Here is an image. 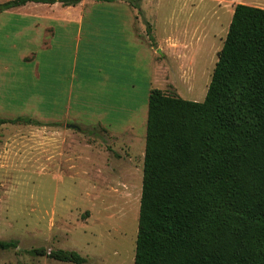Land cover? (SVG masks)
Returning a JSON list of instances; mask_svg holds the SVG:
<instances>
[{"label":"rangeland","instance_id":"374dc122","mask_svg":"<svg viewBox=\"0 0 264 264\" xmlns=\"http://www.w3.org/2000/svg\"><path fill=\"white\" fill-rule=\"evenodd\" d=\"M239 4L264 9V0H144L143 15L100 0L29 8L57 21L59 46L44 62L58 65L59 74L77 71L82 133L57 123L64 111L41 102L49 93L39 61H23L44 45L43 28L31 23L45 17L0 13L3 22L25 20L11 45L0 41L1 117L42 124L0 127V240L19 242L18 250H0V264H70L27 254L38 248L75 251L85 264H134L150 92L203 102ZM62 20L77 24L67 28ZM78 32L90 43L75 39ZM116 67L121 73L109 70ZM88 116L97 123L80 121Z\"/></svg>","mask_w":264,"mask_h":264},{"label":"trees","instance_id":"16d2710c","mask_svg":"<svg viewBox=\"0 0 264 264\" xmlns=\"http://www.w3.org/2000/svg\"><path fill=\"white\" fill-rule=\"evenodd\" d=\"M83 1L11 0L0 10ZM100 1L143 15L144 0ZM9 124L42 126L0 118V127ZM18 249L17 240H0V250ZM27 254L87 262L69 250ZM134 264H264V9L235 7L203 102L151 90Z\"/></svg>","mask_w":264,"mask_h":264},{"label":"crops","instance_id":"0c3cea01","mask_svg":"<svg viewBox=\"0 0 264 264\" xmlns=\"http://www.w3.org/2000/svg\"><path fill=\"white\" fill-rule=\"evenodd\" d=\"M56 5H58V4L45 5V4L29 3L25 6L9 10V11H7V14H13L14 15V13L19 12L23 15V18H26L29 16H40V17L47 18V19L41 18L40 20L35 21V23H31V25L36 29L37 28H43V30L40 31V35H41V38L43 37V39H44V41H43L44 45H42V47L38 53H31V54L27 55L26 57L23 56V61L24 62L30 61V63H32V64H34V63L36 64L39 61L37 63V66L39 65V68H40L39 73L42 74V75H40V77L41 78L44 77V82H42V83H43V86H45V87L47 86L46 90L49 93L48 100L46 99V95H44V97L41 98V102H43L44 104L48 103L50 107H54L52 109H55L56 111H58V112H56L58 114H60V113L62 114V112L64 111L63 112V115H64L63 120L64 121L57 122V123H59V124L65 123V126L67 124H75V125L79 126L80 124L78 122H75V117H76L78 109H79V106L77 105L78 92L76 91L77 87H79V83H77L78 82L77 71L74 70V71L70 72L69 74L67 72L65 74H63V73L59 74L57 71L58 65H51V64L44 62L45 60L52 59L53 56H55V50L59 46V44H58L59 43L58 42V31L56 30V27H55V25H57V21L55 19L52 20V18L50 16L41 15V14H38L36 12H34L32 14L26 13L29 8H32V10H36V9L41 10V9H45V8H49V7H55ZM76 7H74V8H76ZM66 8H71V7H66ZM0 13H1V11H0ZM3 16H5V15L0 16V18H2ZM23 20L22 19L7 20V22L6 21L3 22V20H0V41H3L5 43H8V45L9 44L11 45V41L13 40V38L16 35L17 27L23 22ZM43 20H48V24L41 26ZM19 21H21V22H19ZM73 23L74 22L70 21V20H67V21L62 20L59 24L60 25L64 24V26H66L68 28ZM74 24H77V23H74ZM84 24H85V19H81V20H79L77 25H80V27H82ZM132 27H133V23H132ZM132 31H133L132 36L137 38L133 29H132ZM79 33L80 32L77 33L75 39H78L79 37L82 36L83 33H81L80 36H79ZM85 34L87 35L88 33H85ZM89 34L91 35L92 33L89 32ZM78 41L80 43L83 42L84 44H87V43L89 44L91 40L88 41V39H87L85 41L84 38H83V40H82V38H80V39H78ZM76 48H77V46H76ZM8 49H9V47H8ZM6 52L8 53L9 51L6 50ZM1 53L2 52H0V54ZM71 55H72V58H75V60H76L77 51L75 53V57L73 56V53ZM43 56H44V58H43ZM67 57H69V55H67ZM150 62H152V61H150ZM4 68L7 69L8 67L4 66ZM109 70H111V72L116 73V74L121 73L120 67H116L114 70L109 68ZM0 111H3V110L0 109ZM1 116L2 115L0 113V118H2ZM70 117H74V118L70 119ZM16 118H18V117L13 116V117H7L5 119H16ZM78 120H80V119H78ZM80 121L85 122L89 125L97 123L96 121H93L92 117H90V116H88V119L82 118ZM43 123H45V122H43ZM52 123L57 124L56 122H46L45 124H52ZM99 123L100 122H98V124ZM81 124H83V123H81ZM80 127L82 128V126H80Z\"/></svg>","mask_w":264,"mask_h":264},{"label":"water","instance_id":"95a60500","mask_svg":"<svg viewBox=\"0 0 264 264\" xmlns=\"http://www.w3.org/2000/svg\"><path fill=\"white\" fill-rule=\"evenodd\" d=\"M1 11V10H0ZM66 128L67 129H69V130H75V131H77V132H79V133H82V128L80 127V126H78V125H75V124H67L66 125Z\"/></svg>","mask_w":264,"mask_h":264}]
</instances>
